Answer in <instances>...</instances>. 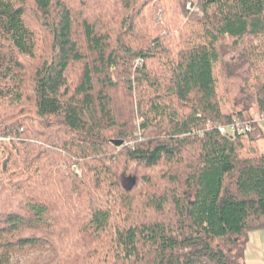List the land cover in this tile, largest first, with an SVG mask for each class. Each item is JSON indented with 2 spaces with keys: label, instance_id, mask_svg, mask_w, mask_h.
I'll use <instances>...</instances> for the list:
<instances>
[{
  "label": "trees",
  "instance_id": "16d2710c",
  "mask_svg": "<svg viewBox=\"0 0 264 264\" xmlns=\"http://www.w3.org/2000/svg\"><path fill=\"white\" fill-rule=\"evenodd\" d=\"M261 114L264 0H0V264H245Z\"/></svg>",
  "mask_w": 264,
  "mask_h": 264
},
{
  "label": "rangeland",
  "instance_id": "374dc122",
  "mask_svg": "<svg viewBox=\"0 0 264 264\" xmlns=\"http://www.w3.org/2000/svg\"><path fill=\"white\" fill-rule=\"evenodd\" d=\"M161 14V11H157V15L159 16ZM239 85L240 81L237 79H230L228 81V92H227V97L229 98V104L231 105L234 103L235 105H238L240 103V98L241 95L239 94ZM264 126V122L262 123ZM3 139V137L0 136V139ZM1 139V140H2ZM258 152L259 153H264V139L260 140L258 142ZM76 171V168H73ZM259 234L253 237V242L258 244L260 247L263 248L264 250V229H259L257 230ZM45 253V252H43ZM44 257V254H42ZM41 257H37V252H30L28 253V256H24L20 258V264H39L41 262ZM19 264V263H16Z\"/></svg>",
  "mask_w": 264,
  "mask_h": 264
},
{
  "label": "crops",
  "instance_id": "0c3cea01",
  "mask_svg": "<svg viewBox=\"0 0 264 264\" xmlns=\"http://www.w3.org/2000/svg\"><path fill=\"white\" fill-rule=\"evenodd\" d=\"M259 230V229H258ZM258 235L257 230L250 231L248 235V243L245 249V264H264V250L258 244L253 242V237Z\"/></svg>",
  "mask_w": 264,
  "mask_h": 264
},
{
  "label": "built area",
  "instance_id": "2783aa9c",
  "mask_svg": "<svg viewBox=\"0 0 264 264\" xmlns=\"http://www.w3.org/2000/svg\"><path fill=\"white\" fill-rule=\"evenodd\" d=\"M138 62H140L138 60ZM258 121L264 122V114H261L257 117ZM217 129L222 134H235L236 132L240 133L245 130H249V123H245L240 121V119L233 118L232 121L228 124H219L217 125ZM194 133H200V131L195 130ZM73 168H76L75 165H73ZM76 171L78 172V169L76 168Z\"/></svg>",
  "mask_w": 264,
  "mask_h": 264
},
{
  "label": "water",
  "instance_id": "95a60500",
  "mask_svg": "<svg viewBox=\"0 0 264 264\" xmlns=\"http://www.w3.org/2000/svg\"><path fill=\"white\" fill-rule=\"evenodd\" d=\"M116 145H121L123 143L122 139H116L113 141Z\"/></svg>",
  "mask_w": 264,
  "mask_h": 264
}]
</instances>
